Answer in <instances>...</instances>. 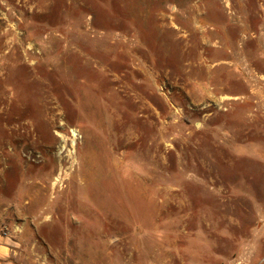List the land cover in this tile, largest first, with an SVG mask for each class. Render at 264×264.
<instances>
[{
	"label": "rangeland",
	"instance_id": "obj_1",
	"mask_svg": "<svg viewBox=\"0 0 264 264\" xmlns=\"http://www.w3.org/2000/svg\"><path fill=\"white\" fill-rule=\"evenodd\" d=\"M0 250L264 264V0H0Z\"/></svg>",
	"mask_w": 264,
	"mask_h": 264
},
{
	"label": "crops",
	"instance_id": "obj_2",
	"mask_svg": "<svg viewBox=\"0 0 264 264\" xmlns=\"http://www.w3.org/2000/svg\"><path fill=\"white\" fill-rule=\"evenodd\" d=\"M6 255H8V252H4L3 250H0V264H12V263L3 262V260L6 259Z\"/></svg>",
	"mask_w": 264,
	"mask_h": 264
}]
</instances>
